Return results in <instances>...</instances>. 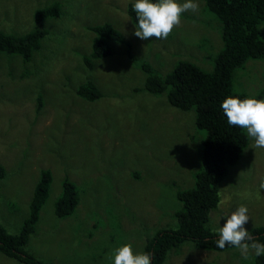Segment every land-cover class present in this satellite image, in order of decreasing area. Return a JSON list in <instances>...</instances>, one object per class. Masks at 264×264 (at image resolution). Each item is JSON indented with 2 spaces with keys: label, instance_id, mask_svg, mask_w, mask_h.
Here are the masks:
<instances>
[{
  "label": "rangeland",
  "instance_id": "374dc122",
  "mask_svg": "<svg viewBox=\"0 0 264 264\" xmlns=\"http://www.w3.org/2000/svg\"><path fill=\"white\" fill-rule=\"evenodd\" d=\"M53 2L65 13L45 19L41 49L30 61L0 52V164L6 172L0 178V223L10 233L20 230L40 171L49 170V195L26 250L52 264H113L117 247L130 243L134 252H144L157 230L177 227L174 213L182 204L176 193L193 185L200 165L202 133L193 110H178L164 93L146 91L139 61L160 74L177 59L208 65L222 43L219 25L203 10V0H194L198 12L183 13L167 39L141 40L127 13L135 0H0V31L32 30L36 11ZM104 22H112L124 42H114L113 55L89 70L83 60L95 35L89 26ZM88 77L100 98L77 94ZM234 82L250 94L261 89L264 60L249 61ZM253 144L248 137L221 181L208 224L217 234L225 215L241 204L250 215L245 228L264 227V148ZM64 179L74 182L80 199L73 213L58 218L54 204ZM255 257L245 260L235 247L207 251L186 241L164 264H255ZM0 264L21 263L0 252Z\"/></svg>",
  "mask_w": 264,
  "mask_h": 264
},
{
  "label": "trees",
  "instance_id": "16d2710c",
  "mask_svg": "<svg viewBox=\"0 0 264 264\" xmlns=\"http://www.w3.org/2000/svg\"><path fill=\"white\" fill-rule=\"evenodd\" d=\"M202 8L217 21L222 42L219 49L206 59L208 65H199L185 58L177 59L168 72L160 74L150 63L139 61L145 73V90L153 94L164 93L167 102L178 110H193L195 128L202 133L197 139L200 165L193 174V185L176 193L182 204L174 213L177 227L157 230L144 245L143 251L151 254L152 264H164L168 253L186 241L194 242L198 248L207 251L233 247L226 245L223 249L218 248L216 241L219 234L208 224L211 212L220 201L221 181L228 168L241 156L248 136L246 130L227 123L220 105L229 95L241 99L247 96L264 99V86L250 94L240 91L241 88L234 82L237 72L244 69L249 61L264 60V0H203ZM64 13L62 5L53 2L36 11L37 25L32 30L24 34L0 31V52L18 54L23 61H30L32 55L41 49V40L46 32L45 19L60 18ZM127 13L133 24H137L138 18L132 5L127 6ZM89 29L95 35L91 50L83 60L90 70L94 68L95 61L110 58L113 43L124 42V37L112 22L92 25ZM93 80L88 77L81 82L76 90L80 97L94 100L102 96V91ZM37 102L36 110H39L42 104L40 94ZM5 173L0 164V178ZM51 181L50 171L41 169L29 202L28 216L23 219L17 233H10L0 223V252L21 264H52L26 250L40 209L48 198ZM79 199L74 182L64 179L62 193L54 204V214L58 218L70 215ZM248 231L256 242L264 243V227L257 226ZM255 264H264V255L255 257Z\"/></svg>",
  "mask_w": 264,
  "mask_h": 264
},
{
  "label": "clouds",
  "instance_id": "9594fccd",
  "mask_svg": "<svg viewBox=\"0 0 264 264\" xmlns=\"http://www.w3.org/2000/svg\"><path fill=\"white\" fill-rule=\"evenodd\" d=\"M138 18L134 35L141 40L167 39L174 28L181 24L185 12L196 13L199 4L194 0H135L132 5ZM227 123L230 126L246 130L247 136L254 140L252 148H264V100L254 96L241 99L229 95L221 103ZM264 189V179L259 185ZM246 205H239L227 217L226 223L219 228L218 248L231 245L240 251L243 259L248 260L254 254L264 255V243L256 242L245 228L250 215ZM113 264H152V256L147 252H134L130 243L117 247L110 256Z\"/></svg>",
  "mask_w": 264,
  "mask_h": 264
}]
</instances>
